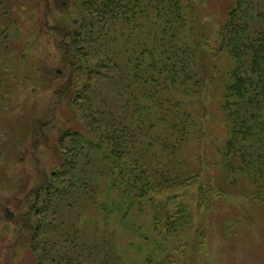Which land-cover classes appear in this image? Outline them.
<instances>
[{
    "label": "trees",
    "instance_id": "16d2710c",
    "mask_svg": "<svg viewBox=\"0 0 264 264\" xmlns=\"http://www.w3.org/2000/svg\"><path fill=\"white\" fill-rule=\"evenodd\" d=\"M79 1L87 14L75 24L71 79L60 93H71V108L89 109L82 114L87 125L61 131L60 166L35 188L26 163L35 124L9 135L15 145L1 169L0 208L31 198L24 222L32 233L23 237L37 260L59 249L60 264H118L110 223L123 209L149 207L159 234L141 251L144 264H191L202 240L199 231L190 236V204L201 210L225 202L222 184L235 183L234 169L264 183V0H220L216 28L208 0ZM210 107L226 129L217 147L220 179H204L198 155L207 145ZM77 204L89 214L88 226L80 214L71 218V232L56 234L60 227L45 215L62 218ZM46 222L54 237L38 240Z\"/></svg>",
    "mask_w": 264,
    "mask_h": 264
},
{
    "label": "rangeland",
    "instance_id": "374dc122",
    "mask_svg": "<svg viewBox=\"0 0 264 264\" xmlns=\"http://www.w3.org/2000/svg\"><path fill=\"white\" fill-rule=\"evenodd\" d=\"M208 1L207 6H211L208 17L214 20L216 28L223 7L220 0ZM80 4L79 0H0V174L8 149L15 145L9 135H17L23 126L35 124L32 140L26 146V163L34 167L33 188L45 182L60 166V156L65 154L58 140L61 131L87 125L82 114L89 109H72L68 103L71 93L63 96L60 93L71 79V39L75 24L87 14ZM214 38L218 39L215 35ZM210 100L209 94H203L206 106ZM210 110L204 116L207 145L198 155L203 157L204 179L216 176L220 179L224 174L216 164L217 147L223 144L222 130L226 129L223 119L217 118L216 109L212 112L210 107ZM72 112L75 118L71 117ZM191 146L198 149L193 142ZM194 158H186L185 171L193 170ZM231 173L235 183L226 180L222 184L226 190L225 202L201 210L190 204L195 208L190 236L199 231L202 240L200 251L191 255V264H264V202L255 197L264 196V183L255 184L236 169ZM23 196L16 205L0 208V264H60L64 253L59 249L52 253L49 249L50 258L41 254L37 260L28 242L25 243L24 220L32 201L24 200ZM84 208L77 204L62 218H53L51 213L45 217L60 227L56 234L69 229L71 232V218L78 220L80 214L88 226L89 214ZM151 211L149 207L144 212L132 208L127 213L123 209L118 218L121 221L125 217L126 224L110 223L117 233L112 240L116 242V255L120 256L118 264H144L141 251H150L155 243L153 237L159 234L154 232ZM104 222L100 219V229ZM42 229L38 240L54 237L47 222ZM31 233L24 234L30 237ZM86 234L93 236L94 231Z\"/></svg>",
    "mask_w": 264,
    "mask_h": 264
}]
</instances>
